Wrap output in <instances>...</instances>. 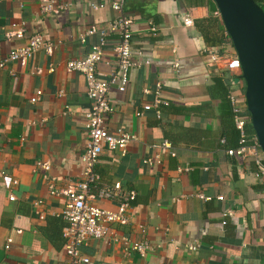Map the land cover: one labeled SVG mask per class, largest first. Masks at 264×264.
<instances>
[{
  "label": "crops",
  "instance_id": "obj_1",
  "mask_svg": "<svg viewBox=\"0 0 264 264\" xmlns=\"http://www.w3.org/2000/svg\"><path fill=\"white\" fill-rule=\"evenodd\" d=\"M67 1L62 12L44 14L39 0H0V59L33 33L59 41L50 54L38 50L23 66L7 62L0 67V264H62L66 258L64 197L48 193L34 163L49 162V180L56 188L82 180L84 114L91 102L83 75L66 71L65 62L84 56L97 42V34L84 43L78 40L87 26H103L117 15L109 0ZM90 2L104 4L92 9ZM261 8L264 11V2ZM216 11L212 0L195 6L184 0H125L124 13L132 19V46L150 63L128 70L123 91L108 87L107 128L121 127L134 138L124 153L103 149L92 167L98 179L90 194L118 183L120 196L89 202L114 210L127 193L132 191L133 196L125 222L110 224L117 240L110 233L79 246L88 258L86 264H264V200L252 157L225 152L219 101L206 91L212 76L218 75L245 106L240 71H227L206 53L213 48L235 54ZM185 14L192 19L190 26L182 23ZM148 21L157 26L154 35L147 30ZM11 23L23 24L21 38L5 37ZM205 27L207 36L218 38L215 45L204 39ZM117 40L116 33L105 37L98 79H107L115 67ZM156 81L168 106L158 107L159 117L153 109L136 116L135 110L152 100ZM37 91L38 100L30 103ZM161 141L169 143L164 152L153 146ZM144 158L151 163H143ZM179 167L187 170L178 171ZM120 237L145 240L144 257L126 249ZM7 238L11 241L4 249Z\"/></svg>",
  "mask_w": 264,
  "mask_h": 264
},
{
  "label": "built area",
  "instance_id": "obj_2",
  "mask_svg": "<svg viewBox=\"0 0 264 264\" xmlns=\"http://www.w3.org/2000/svg\"><path fill=\"white\" fill-rule=\"evenodd\" d=\"M125 0H109L108 5L111 9L117 12V15L107 21L103 26L89 25L79 35L78 40L84 43L85 38L97 34V42L92 43L84 56L74 59H68L65 62L66 71H77L81 73L85 81V95L91 102L89 111L84 114V128L86 132V142L84 149L80 155L84 163L83 178L76 182L71 187L56 188L49 180L48 170L50 164L48 161L37 160L34 163V168L41 170V178L46 183L48 193L50 195H60L64 197V202L61 210V216L65 221V226L62 230L64 238L63 252L66 258L62 264H86L88 258L80 253L79 246L85 243L88 239H100L108 234H112V238L117 240L115 233L110 231V224L124 223L125 211L128 207V200L132 199L133 192L130 191L123 199L116 204L114 210L104 209L93 205L89 202L90 199L97 197L98 199H114L120 196V186L114 183L111 187H101L96 193L90 194L89 190L94 187V183L98 176L93 171L92 167L97 157L103 149L119 150L120 153L125 152L126 144L134 138V135L121 127H115L110 130L106 126V117L111 107L107 101L106 93L110 85H114L118 91H123L126 88L128 79L127 72L130 69L139 68L142 65L150 63L149 59L132 46V19L124 13ZM67 0H39V10L44 14H58L68 6ZM104 3L94 4L90 2L92 9L103 6ZM215 13H218L217 11ZM182 23L184 26H190L192 19L188 14H185ZM147 30L154 35L157 31V26L148 21ZM10 28L6 31L5 37L21 38L23 36L24 27L22 23H11ZM109 33H116L118 40L113 47L115 54V67L108 74L107 79L97 78V64L103 57V45L105 37ZM59 44L45 40L41 34L33 33L28 35L26 41L11 48L1 59L0 67L7 62H16L23 66L27 61L38 51L43 50L45 54H50L52 49ZM209 59L216 65H222L227 71H239V62L235 54L224 55L217 50L210 48L206 50ZM173 67H177L176 61ZM51 71L52 69L49 68ZM146 92V89H143ZM40 92L37 91L31 97L29 102L33 103L39 98ZM228 100L231 106L232 120L234 127L238 130V147L236 149H226L225 152L229 155H239L244 158L252 157L254 163V174L258 179L260 187V197L264 200V156L258 146L255 135L248 134L245 131L249 115L245 110V106H241L239 97L233 93L228 95ZM168 104L166 98L162 95V87L158 81L154 83L153 98L150 102L144 103L140 110H135L136 116L142 114L145 110L153 109L156 117L160 116L159 106ZM223 140L221 139V142ZM160 152H164L169 147L167 141L153 145ZM171 154L172 151L170 152ZM156 157V155H155ZM142 162L149 165L150 158L142 159ZM178 171H186L187 167H179ZM16 183V181H13ZM199 198L205 199L202 194H197ZM218 200L222 199L221 195L216 196ZM8 199L12 200L13 195L10 194ZM228 211H224L223 215H227ZM43 213H38V218H42ZM222 224L225 223L223 219ZM119 240L126 249L135 251L141 258L144 257L148 248L145 240L128 241L125 237H120ZM10 238L6 239L4 249H7ZM189 249H194L195 246L189 245ZM1 264H9L2 262ZM202 264V263H199Z\"/></svg>",
  "mask_w": 264,
  "mask_h": 264
},
{
  "label": "water",
  "instance_id": "obj_3",
  "mask_svg": "<svg viewBox=\"0 0 264 264\" xmlns=\"http://www.w3.org/2000/svg\"><path fill=\"white\" fill-rule=\"evenodd\" d=\"M239 62L249 123L264 156V11L254 0H212Z\"/></svg>",
  "mask_w": 264,
  "mask_h": 264
},
{
  "label": "trees",
  "instance_id": "obj_4",
  "mask_svg": "<svg viewBox=\"0 0 264 264\" xmlns=\"http://www.w3.org/2000/svg\"><path fill=\"white\" fill-rule=\"evenodd\" d=\"M188 6H195V4L201 3L203 0H184ZM256 4L261 7L264 0H254ZM202 34H204V39L210 45H215L218 42V38L214 35L208 34L207 27L202 28ZM211 85L207 87L206 91L213 98H217L219 101V122L221 127L220 138L223 140L222 145L224 149H236L238 147V130L234 127L231 113V106L228 100V95L231 93L228 90L226 82L218 75H214L211 78ZM165 106H168L165 105ZM246 133H252L250 126H245ZM234 155V154H232Z\"/></svg>",
  "mask_w": 264,
  "mask_h": 264
}]
</instances>
